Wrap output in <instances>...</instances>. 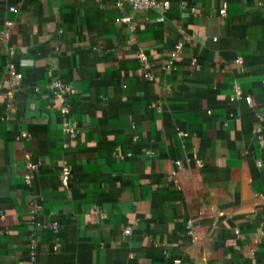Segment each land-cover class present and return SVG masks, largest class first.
<instances>
[{"label":"crops","instance_id":"1","mask_svg":"<svg viewBox=\"0 0 264 264\" xmlns=\"http://www.w3.org/2000/svg\"><path fill=\"white\" fill-rule=\"evenodd\" d=\"M159 1L0 0V264H264V0Z\"/></svg>","mask_w":264,"mask_h":264},{"label":"built area","instance_id":"2","mask_svg":"<svg viewBox=\"0 0 264 264\" xmlns=\"http://www.w3.org/2000/svg\"><path fill=\"white\" fill-rule=\"evenodd\" d=\"M117 5L127 4L131 7V9L135 11H148L152 9H160L162 13H166L169 10V3L168 2H161L159 0H114ZM8 23L6 25V29L2 31L0 35V41L4 42L7 35H8ZM138 60L142 65L143 69L145 70V77L151 79V75L149 73L150 64L147 61L146 57L142 54L138 55ZM9 73H12V66L8 68ZM23 76L20 73H13L11 75V86L15 89L18 84L22 81ZM47 90L49 93L54 96L57 101L59 102V115L63 118L64 122V133L69 140L75 139L78 134V127L74 121L69 122L68 117L71 113V104L70 99L75 94L74 89H72L68 84L63 83L58 79L50 80L46 85ZM33 93L39 94L41 92L40 87L36 86L33 88ZM245 101L247 104L252 103V99L250 97H246ZM177 166H180L179 162H176ZM30 169H34L33 166L29 167ZM71 177V169L68 164L63 163L60 169L59 178L63 185H66ZM32 179L31 173H27L25 176V181L29 183ZM39 210L38 204L35 202L34 198L30 203V214L35 216ZM45 230L51 232L53 236H57L60 232V225L56 222L45 224L43 226ZM34 247V242L32 243ZM59 244L56 243L54 245V249L57 250L59 248ZM27 264H37L36 263V253L34 249L30 253L29 262Z\"/></svg>","mask_w":264,"mask_h":264}]
</instances>
